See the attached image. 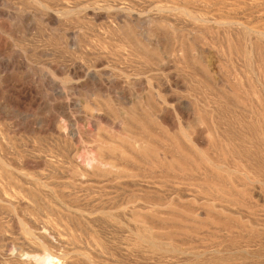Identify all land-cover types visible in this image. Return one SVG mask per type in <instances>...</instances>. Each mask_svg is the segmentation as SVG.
Returning <instances> with one entry per match:
<instances>
[{"label":"rangeland","instance_id":"rangeland-1","mask_svg":"<svg viewBox=\"0 0 264 264\" xmlns=\"http://www.w3.org/2000/svg\"><path fill=\"white\" fill-rule=\"evenodd\" d=\"M57 1L0 0V143L12 159L38 178L93 180L84 193L139 209L170 203L140 218L149 231L135 264H264V50L221 26L264 32V21L217 0H72L58 19ZM36 151L65 173L30 159ZM15 253L0 264L42 255Z\"/></svg>","mask_w":264,"mask_h":264},{"label":"bare ground","instance_id":"bare-ground-1","mask_svg":"<svg viewBox=\"0 0 264 264\" xmlns=\"http://www.w3.org/2000/svg\"><path fill=\"white\" fill-rule=\"evenodd\" d=\"M69 1L73 2L72 0H59L56 2H60L61 6H58L60 7L59 9L52 10L57 17H59L58 19L67 17L70 13H73L71 12L72 8L69 7L72 3L70 4ZM187 1H185V3H187ZM191 1L192 0H190V2ZM196 1L199 2L198 0ZM196 1H192L195 2L196 7H198L199 4L202 5L204 2V0H200L198 5H196ZM201 1L203 2L201 3ZM210 1L212 3L213 0H209L208 2ZM217 1L226 9L228 12L226 14L234 12V15H236V13L237 15L249 14L258 21H264V0ZM215 2L214 6L215 4H219ZM68 3L70 4L69 6ZM121 5L123 4L121 3ZM237 6L240 12L233 10L237 8ZM46 9L49 8L46 7ZM114 10L116 11L115 13L120 16L122 15V17H128V12L133 13L130 8V11H128L127 8H114ZM167 10H163V13ZM174 10L176 11L177 9L174 8ZM169 11L171 10H168V14ZM184 11L186 12V10ZM161 12L160 10L159 13ZM97 13L99 14V11ZM181 13L184 12L182 11ZM141 16L139 15L138 17L140 18ZM191 18L189 16V19ZM159 20L161 21V18ZM198 21L200 22V20ZM221 26L225 28V35L229 40L236 37L235 35L238 36L242 34L247 40L250 48H260L264 50V32L258 31L257 29L251 30L248 26L233 20L221 23ZM0 125H2V123ZM1 129L2 128H0V130ZM3 130L0 131L3 133L0 134L3 135L2 137L7 135H4L5 133H8L7 131L4 133ZM3 139H5V137ZM187 140L189 143L194 144L191 139L187 138ZM142 143L144 144V142ZM136 144L137 142H134V145ZM145 144L148 145L146 142ZM14 148L16 147L14 146ZM14 148L11 146L12 150ZM137 148L138 153L146 151L145 148H142L140 145ZM9 149L10 146L8 144L0 143V216L2 218L4 216V219L6 218L7 220H5L6 222L2 227V232H0V238L4 242L0 247V254L11 248L16 252L14 259L18 260L24 255L21 251L27 248L29 252L36 250L38 252L41 251L42 255H38V253L33 255L32 259L28 257L34 264H135L134 258H136L138 246L144 238L147 237V235L143 234V231H141L142 229L147 230L145 227L146 223L140 220V218L152 213L160 212L164 215H168L169 213L168 207L170 203L161 207L153 205L150 208L139 209L131 201H123L124 203L118 201L116 199L117 195L113 194L114 192L110 193L115 196H112L102 189L99 192L94 191L95 193L93 192V194L88 192L84 193L83 188L91 189L93 184L91 181L93 180H88L78 175H73L74 177L71 175V177L67 179L66 177L64 178V175L63 177L59 175L60 178L64 180L58 182L55 179L59 178H54L55 171L52 176L47 172V174L50 175H46V178L40 174L39 176H42L44 179L38 178V176L36 177V173L34 175H31L32 173L25 174L24 171H27L19 159L22 151L20 154L18 153L19 156H16L17 153L14 155L19 159V162H17L10 156L15 150L9 151ZM19 149H17L18 152ZM10 152L12 153L10 154ZM38 152L36 151V153ZM25 153L24 156L26 157L27 154L25 155ZM41 154L39 152V155H30L33 156L30 157V159L44 161L52 170H58L61 167L65 173V168L63 167L65 161L59 160L54 154L44 156ZM21 156L23 157V155ZM22 157L21 159H26L28 156L26 158ZM13 161L17 163L15 164ZM60 161L63 165L60 164ZM209 163L212 164L210 161ZM47 169H49V167H47L46 170ZM215 169L222 170L223 168L222 166L215 165ZM62 172L59 171V174ZM225 172L229 174L234 173L230 170H225ZM240 175L247 179L245 174ZM56 176L58 177L57 174ZM94 183L100 184L101 181ZM188 197L193 201L190 195H188ZM122 200H124V198H122ZM135 203H137V201ZM228 205L230 204L228 203ZM217 210L223 214L231 212L223 208H218ZM1 217L0 221L2 220ZM1 223L3 224V222ZM153 247L155 246L153 245ZM212 252V254H217L218 251ZM176 254L195 257L191 253L182 251H178ZM55 261H57V263Z\"/></svg>","mask_w":264,"mask_h":264}]
</instances>
